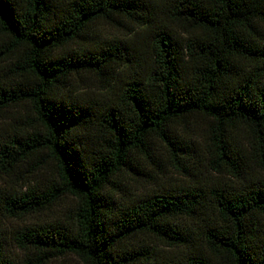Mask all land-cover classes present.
Here are the masks:
<instances>
[{"label": "trees", "instance_id": "trees-1", "mask_svg": "<svg viewBox=\"0 0 264 264\" xmlns=\"http://www.w3.org/2000/svg\"><path fill=\"white\" fill-rule=\"evenodd\" d=\"M6 120L22 264H264V0H0Z\"/></svg>", "mask_w": 264, "mask_h": 264}, {"label": "rangeland", "instance_id": "rangeland-1", "mask_svg": "<svg viewBox=\"0 0 264 264\" xmlns=\"http://www.w3.org/2000/svg\"><path fill=\"white\" fill-rule=\"evenodd\" d=\"M97 34L101 35L102 37L108 36V35H118L121 37H125L127 34V31L125 29H116L108 26H99L97 29ZM99 83L97 82L96 79H94L93 76L91 75H82V77L79 80V87L82 89V95H87V96H92V95H97V97H102L103 94L102 92H99L97 87ZM0 127L5 128L8 132L12 127V124L10 121L6 120L4 122H0ZM163 151V149H162ZM160 155L157 157L159 159ZM197 166H201V163L198 162ZM139 168L142 169L143 171L137 172L136 178L132 179V189H131V194L137 192L139 189H141L144 186H147L148 181L153 179L156 176L162 177L164 176V179L167 181L172 180L173 176L171 173V168L168 163H166L164 160H156L154 165H149L145 161L141 160ZM25 172V171H23ZM22 172V173H23ZM38 175V174H36ZM35 175H29L26 177L24 180H21L20 178L18 179H8L5 177H2L0 175V189H9V190H20L25 189V186H23V182L28 180V179H33ZM0 236L4 238V241L7 243V247L9 250V253L11 255V258L14 260L15 264H22V254L13 247V243L11 242L10 235L14 229H17L20 227L23 222L20 220L16 219H10V218H2L0 216ZM50 264H81L79 260L73 257H69L66 259L62 260H57L54 261Z\"/></svg>", "mask_w": 264, "mask_h": 264}]
</instances>
